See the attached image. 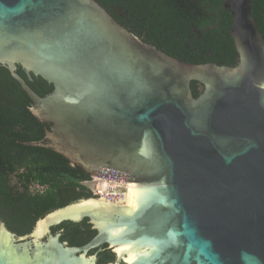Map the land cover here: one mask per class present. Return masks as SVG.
<instances>
[{"label":"water","instance_id":"water-1","mask_svg":"<svg viewBox=\"0 0 264 264\" xmlns=\"http://www.w3.org/2000/svg\"><path fill=\"white\" fill-rule=\"evenodd\" d=\"M236 65L172 58L95 0H0V65L50 128L47 146L126 196L84 198L10 231L0 264H264V38L251 0H225ZM52 85L36 94L17 73ZM203 85L194 97L190 82ZM87 219L82 247L51 228ZM33 225V226H34Z\"/></svg>","mask_w":264,"mask_h":264},{"label":"trees","instance_id":"trees-1","mask_svg":"<svg viewBox=\"0 0 264 264\" xmlns=\"http://www.w3.org/2000/svg\"><path fill=\"white\" fill-rule=\"evenodd\" d=\"M118 23L168 56L190 64L215 63L234 66L237 52L229 33L232 19L225 0H95ZM251 15L264 38V0H251ZM17 73L39 96L52 85L39 76L29 80ZM194 97L197 83L190 82ZM33 102L0 65V219L16 235L29 233L38 218L48 212L91 197L84 182L91 176L43 141L48 123L31 111ZM62 229L61 239L70 245L87 242L94 231L86 220L64 221L51 228ZM114 254L104 251L98 262L106 264Z\"/></svg>","mask_w":264,"mask_h":264},{"label":"rangeland","instance_id":"rangeland-1","mask_svg":"<svg viewBox=\"0 0 264 264\" xmlns=\"http://www.w3.org/2000/svg\"><path fill=\"white\" fill-rule=\"evenodd\" d=\"M203 85H200V83H197V87L200 89ZM200 92V91H199ZM84 185L89 189L91 193V198H97V197H119L122 196V194H125L127 192V184L123 183L121 185H116V183H108L103 182L102 180H98L97 176L91 177L89 181L84 183ZM111 186L114 188H111ZM100 192V193H99ZM115 192L117 195L112 194ZM35 225L32 227L31 231L34 230ZM51 234H53L51 232Z\"/></svg>","mask_w":264,"mask_h":264},{"label":"flooded vegetation","instance_id":"flooded-vegetation-1","mask_svg":"<svg viewBox=\"0 0 264 264\" xmlns=\"http://www.w3.org/2000/svg\"><path fill=\"white\" fill-rule=\"evenodd\" d=\"M237 60H238V56H237ZM87 182V181H86ZM100 193V192H99ZM115 195H117V194H115ZM125 194H122V196H124ZM83 220H86L87 221V219H83ZM83 220H81V221H83ZM80 221V222H81ZM87 223H88V221H87ZM89 224V223H88ZM89 226H90V229L91 230H93L94 231V235L87 241V242H85L84 244H81V245H70L69 243H68V241H66V240H62L61 239V234H62V229H60L58 232H59V242L60 243H65L66 244V246H69V247H82V246H85V245H88V244H90L91 242H92V240L94 239V237H95V235H96V231L94 230V229H92V227H91V225L89 224ZM104 251H110V252H112V250H111V248H109L108 246H107V244H105V243H103V244H100V245H98L97 247H93L92 249H90L89 251H88V255H95L96 256V262H97V264H101V263H99L98 262V256L102 253V252H104ZM113 253V252H112ZM114 254V253H113ZM111 262H113V261H111ZM108 263H110V262H107L106 264H108Z\"/></svg>","mask_w":264,"mask_h":264},{"label":"built area","instance_id":"built-area-1","mask_svg":"<svg viewBox=\"0 0 264 264\" xmlns=\"http://www.w3.org/2000/svg\"><path fill=\"white\" fill-rule=\"evenodd\" d=\"M98 180H102L103 182H108V183L114 182V183H116V185L123 184L122 182H118V181H114V180H110V179H106V178H102V177H98ZM84 183H86V182H84ZM111 188H114V186L113 187L111 186ZM112 194H116V193L113 192Z\"/></svg>","mask_w":264,"mask_h":264},{"label":"bare ground","instance_id":"bare-ground-1","mask_svg":"<svg viewBox=\"0 0 264 264\" xmlns=\"http://www.w3.org/2000/svg\"><path fill=\"white\" fill-rule=\"evenodd\" d=\"M126 194H127V192L125 193V195L124 196H126ZM115 195V194H114Z\"/></svg>","mask_w":264,"mask_h":264}]
</instances>
